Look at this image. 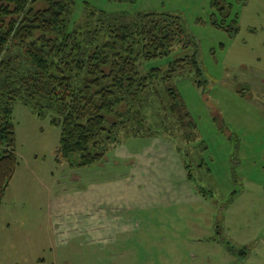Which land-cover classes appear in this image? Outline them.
Here are the masks:
<instances>
[{"label": "rangeland", "instance_id": "1", "mask_svg": "<svg viewBox=\"0 0 264 264\" xmlns=\"http://www.w3.org/2000/svg\"><path fill=\"white\" fill-rule=\"evenodd\" d=\"M220 2L74 0L69 28L89 9L179 15L188 42L142 67L195 52L201 73L172 79L195 135L130 136L90 164L59 161V124L17 100L0 264H264V0Z\"/></svg>", "mask_w": 264, "mask_h": 264}, {"label": "trees", "instance_id": "2", "mask_svg": "<svg viewBox=\"0 0 264 264\" xmlns=\"http://www.w3.org/2000/svg\"><path fill=\"white\" fill-rule=\"evenodd\" d=\"M73 3L0 0V202L18 163L12 116L17 100L59 124V161L90 164L123 138L152 132L194 138L195 123L172 79L186 70L201 73L195 52L172 59L165 69L142 67L188 42L179 15L144 11L123 19L89 9L80 25L69 28ZM211 4L220 12L229 6ZM232 25L235 31V18Z\"/></svg>", "mask_w": 264, "mask_h": 264}]
</instances>
